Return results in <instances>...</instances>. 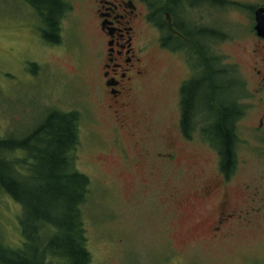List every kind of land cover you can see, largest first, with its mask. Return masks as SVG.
<instances>
[{
  "label": "rangeland",
  "instance_id": "obj_1",
  "mask_svg": "<svg viewBox=\"0 0 264 264\" xmlns=\"http://www.w3.org/2000/svg\"><path fill=\"white\" fill-rule=\"evenodd\" d=\"M67 1L75 8L63 20L64 42L50 50L41 39L39 12L24 0H0V137H25L53 110L77 114L76 168L90 179L82 216L91 264H264V126L258 125L264 94L256 92L260 78L252 70L262 63L264 39L255 34L253 10L232 4L258 7L264 0L222 5L217 0L213 6L206 1L200 14L204 26L212 23L224 34L208 42L218 63L232 66L244 83L221 93L226 101L240 95L244 114L237 123L236 163L226 181L232 233L215 238L200 225L211 201L202 202L194 191L219 181L218 150L191 143L167 169L128 158L133 139L114 130L98 99L93 29L78 0ZM184 71L180 58L157 57L154 81L141 102L150 120L136 128L140 139L148 135L143 141L151 155L163 150V136L172 128L174 87ZM22 154L27 153L14 156ZM21 216V206L0 191V240L11 247L24 242Z\"/></svg>",
  "mask_w": 264,
  "mask_h": 264
},
{
  "label": "flooded vegetation",
  "instance_id": "obj_2",
  "mask_svg": "<svg viewBox=\"0 0 264 264\" xmlns=\"http://www.w3.org/2000/svg\"><path fill=\"white\" fill-rule=\"evenodd\" d=\"M59 1H55L59 9L54 27H49L48 23L46 26L44 14L47 12L43 2L40 3V35L44 42L49 43L50 50L62 46L65 30L63 20L75 8L67 0ZM206 1L213 6L217 0H78L77 8L92 27L91 36L99 49L94 62L98 72V99L109 112L113 126H116L114 130L133 139L134 152L127 157H131L135 163L142 164L149 159L151 163L167 169L184 157L185 149L191 143L198 141L201 146L214 147L212 137L207 138L209 132L205 131L204 135V127L214 123L212 113L211 117L207 113L204 116L193 108L187 115L184 103L185 85L194 78L208 74L202 70L203 62L211 61L217 70L216 56L212 45L208 44L215 36L216 25L209 23L204 26L200 16ZM159 56L180 58L185 71L174 87L177 98L174 116L170 117L172 128L163 136V150L151 155L147 147L149 142L143 141L148 135L144 132L146 136L140 139L136 128L150 120L142 110L141 102L143 94L154 81V68ZM261 66L264 67V54L262 63L256 62L252 68L255 76L260 78L256 92L264 94V71ZM192 106H211L212 110L217 103H194ZM258 125L259 128L264 126V113ZM201 126L204 127L199 128ZM146 130L151 133L149 127ZM196 131H199L198 135L194 136ZM217 169L219 181L203 183L194 191L202 202L211 201L205 205L206 212L200 225L213 238L232 233L229 226L234 216V210L229 209L230 192L226 184L230 174L227 175L221 168L220 153ZM211 210L215 213L210 214Z\"/></svg>",
  "mask_w": 264,
  "mask_h": 264
},
{
  "label": "trees",
  "instance_id": "obj_3",
  "mask_svg": "<svg viewBox=\"0 0 264 264\" xmlns=\"http://www.w3.org/2000/svg\"><path fill=\"white\" fill-rule=\"evenodd\" d=\"M24 1L37 12L43 2L47 12L45 24L54 27L59 0ZM232 4L248 7L253 14L257 8ZM215 35L220 39L224 37L221 31H216ZM218 58L216 56L217 70L211 61H204L202 70L208 74L185 85L184 103L187 115L193 108L204 116L212 113L214 123L204 127V135L205 131L209 132L207 138L212 137V145L221 155V168L229 175L236 163L237 123L244 114V106L238 100L240 95L226 101L221 93L232 83L241 88L244 83L236 79L238 76L232 66L221 67ZM212 73L217 74L212 77ZM223 77L226 80L218 82ZM211 101L217 103L212 110L211 106H192ZM77 124L75 112L53 110L25 137H0V191L21 206L24 236V242L18 247L0 240V264H91L82 216L90 179L76 168ZM18 151L27 154L19 159L14 156Z\"/></svg>",
  "mask_w": 264,
  "mask_h": 264
},
{
  "label": "water",
  "instance_id": "obj_4",
  "mask_svg": "<svg viewBox=\"0 0 264 264\" xmlns=\"http://www.w3.org/2000/svg\"><path fill=\"white\" fill-rule=\"evenodd\" d=\"M254 31L257 37L264 39V6H258L254 10Z\"/></svg>",
  "mask_w": 264,
  "mask_h": 264
}]
</instances>
